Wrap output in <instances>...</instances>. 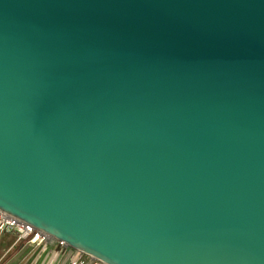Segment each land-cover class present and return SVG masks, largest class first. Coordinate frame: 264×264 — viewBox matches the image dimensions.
Here are the masks:
<instances>
[{
    "label": "water",
    "instance_id": "1",
    "mask_svg": "<svg viewBox=\"0 0 264 264\" xmlns=\"http://www.w3.org/2000/svg\"><path fill=\"white\" fill-rule=\"evenodd\" d=\"M0 209L106 264H264V0H0Z\"/></svg>",
    "mask_w": 264,
    "mask_h": 264
},
{
    "label": "built area",
    "instance_id": "2",
    "mask_svg": "<svg viewBox=\"0 0 264 264\" xmlns=\"http://www.w3.org/2000/svg\"><path fill=\"white\" fill-rule=\"evenodd\" d=\"M4 234H12L17 242L38 246L41 253H49L43 264H58L56 259L62 253H59L60 249L56 247L74 248L30 223L0 209V239ZM74 250L78 254L70 258L69 264H106L76 248Z\"/></svg>",
    "mask_w": 264,
    "mask_h": 264
},
{
    "label": "crops",
    "instance_id": "3",
    "mask_svg": "<svg viewBox=\"0 0 264 264\" xmlns=\"http://www.w3.org/2000/svg\"><path fill=\"white\" fill-rule=\"evenodd\" d=\"M58 264H69L70 258L78 253L74 248H60ZM49 253H41L38 246L17 242L12 234H4L0 239V264H43Z\"/></svg>",
    "mask_w": 264,
    "mask_h": 264
}]
</instances>
